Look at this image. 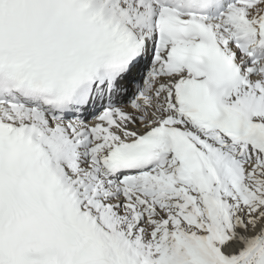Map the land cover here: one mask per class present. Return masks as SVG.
I'll return each instance as SVG.
<instances>
[{"label":"snow or ice","instance_id":"1","mask_svg":"<svg viewBox=\"0 0 264 264\" xmlns=\"http://www.w3.org/2000/svg\"><path fill=\"white\" fill-rule=\"evenodd\" d=\"M0 264H264V0H0Z\"/></svg>","mask_w":264,"mask_h":264}]
</instances>
